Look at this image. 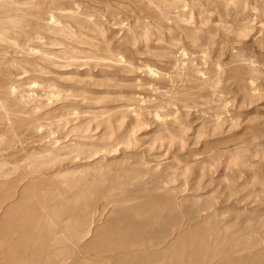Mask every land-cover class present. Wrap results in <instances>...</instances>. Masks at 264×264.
Listing matches in <instances>:
<instances>
[{"label":"rangeland","instance_id":"1","mask_svg":"<svg viewBox=\"0 0 264 264\" xmlns=\"http://www.w3.org/2000/svg\"><path fill=\"white\" fill-rule=\"evenodd\" d=\"M9 1L0 264H264V0Z\"/></svg>","mask_w":264,"mask_h":264},{"label":"bare ground","instance_id":"2","mask_svg":"<svg viewBox=\"0 0 264 264\" xmlns=\"http://www.w3.org/2000/svg\"><path fill=\"white\" fill-rule=\"evenodd\" d=\"M12 1L14 0H10L9 2L12 3ZM176 1V0H175ZM169 2V1H168ZM181 2V0H180ZM230 2V1H229ZM184 4V3H183ZM228 4V3H227ZM15 9H13L10 5H4V0H0V42L2 43H8V34L9 33H13L11 32V30L13 28H15L17 26V22H16V18H14V16L11 15L10 12H14ZM10 13V14H9ZM51 18V17H50ZM49 18V19H50ZM52 19V18H51ZM100 32V31H99ZM1 43V44H2ZM10 43V42H9ZM179 60V59H178ZM148 69V66H147ZM15 87V86H14ZM13 89V88H12ZM14 90H12L13 92ZM14 94V93H13ZM22 100H25L22 99ZM20 102V101H19ZM14 104V103H13ZM16 106V105H15ZM18 106V104H17ZM4 108L5 111H8L9 108L5 107V105L1 106ZM13 113V112H9L8 114ZM155 113V112H154ZM8 121V120H7ZM9 125V124H8ZM49 154V153H48ZM15 194V193H14ZM88 231H86L85 234H87Z\"/></svg>","mask_w":264,"mask_h":264}]
</instances>
